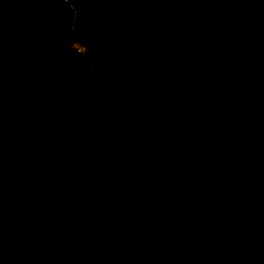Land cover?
Listing matches in <instances>:
<instances>
[{"label":"water","instance_id":"water-1","mask_svg":"<svg viewBox=\"0 0 264 264\" xmlns=\"http://www.w3.org/2000/svg\"><path fill=\"white\" fill-rule=\"evenodd\" d=\"M0 0V264H264V0Z\"/></svg>","mask_w":264,"mask_h":264},{"label":"rangeland","instance_id":"rangeland-1","mask_svg":"<svg viewBox=\"0 0 264 264\" xmlns=\"http://www.w3.org/2000/svg\"><path fill=\"white\" fill-rule=\"evenodd\" d=\"M52 4L54 5V16H55V23L59 25H70L71 18H72V7L66 0H50ZM57 36V55L58 53H62L64 51V47L67 44V41L63 39L62 36L59 34ZM89 60L86 58L85 55L82 56L79 63H76L74 65H81L84 68L88 66L89 68ZM63 64L60 60L57 62V57H54L51 61L50 59L46 62V64H41L40 66L36 67L34 71L31 72V75L33 74V77H37V83L33 86H26L25 91L26 94L32 92V89L35 85H41L44 84V88L51 89L52 86V79H53V72L55 71L57 74L64 73L65 68L62 67ZM34 72V73H33ZM86 74L88 75H95L90 70H86ZM20 92V91H19ZM18 92V93H19ZM17 94V93H16ZM15 94V95H16ZM25 94V95H26ZM14 95V97H15Z\"/></svg>","mask_w":264,"mask_h":264},{"label":"trees","instance_id":"trees-1","mask_svg":"<svg viewBox=\"0 0 264 264\" xmlns=\"http://www.w3.org/2000/svg\"><path fill=\"white\" fill-rule=\"evenodd\" d=\"M54 12H55V10L52 13V17H53V19L55 21ZM55 25L57 27V35L59 34L60 36H62L63 39L65 41H67V42H69L71 39H73L72 34H71L70 25H68V26L67 25H59V24H56V23H55ZM56 47H57V45H56ZM54 57H57V62L60 60L63 64H65V65H62V67L65 68V72L62 73V74L61 73L57 74L55 71L53 72V79H52L51 89L44 88V86H43L44 84L35 85L33 87L32 93H36L40 100H44V99L52 96V94L55 91V83H56L57 79L60 78L61 76L67 75V74H69L71 72H82L86 76H92V75L86 74V70H88V71L90 70L88 68V66L86 68H84L81 65H79V66L78 65H74L75 62L79 63V61L81 60L82 57L80 55H77V54H74V53H67L65 51H62V53H58V55L56 54V55L52 56L50 58V61ZM45 64H46V62H45ZM37 80H38V78L37 77H33V74L31 75V73H30L28 83L20 90L19 93H17L15 95L14 102L16 103L22 96H24L26 94V91H25L26 86H33L34 84L37 83Z\"/></svg>","mask_w":264,"mask_h":264},{"label":"built area","instance_id":"built-area-1","mask_svg":"<svg viewBox=\"0 0 264 264\" xmlns=\"http://www.w3.org/2000/svg\"><path fill=\"white\" fill-rule=\"evenodd\" d=\"M85 47V44L80 43L73 38L69 42H67L63 49L67 53H74L82 57L83 55H85Z\"/></svg>","mask_w":264,"mask_h":264},{"label":"flooded vegetation","instance_id":"flooded-vegetation-1","mask_svg":"<svg viewBox=\"0 0 264 264\" xmlns=\"http://www.w3.org/2000/svg\"><path fill=\"white\" fill-rule=\"evenodd\" d=\"M56 55V54H55ZM32 93V92H31ZM27 95V94H26ZM49 98V97H48Z\"/></svg>","mask_w":264,"mask_h":264}]
</instances>
